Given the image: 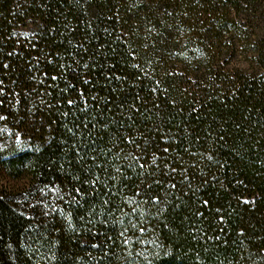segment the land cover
Instances as JSON below:
<instances>
[{
  "label": "trees",
  "instance_id": "obj_1",
  "mask_svg": "<svg viewBox=\"0 0 264 264\" xmlns=\"http://www.w3.org/2000/svg\"><path fill=\"white\" fill-rule=\"evenodd\" d=\"M0 117V264H264V0H0Z\"/></svg>",
  "mask_w": 264,
  "mask_h": 264
},
{
  "label": "snow or ice",
  "instance_id": "obj_2",
  "mask_svg": "<svg viewBox=\"0 0 264 264\" xmlns=\"http://www.w3.org/2000/svg\"><path fill=\"white\" fill-rule=\"evenodd\" d=\"M54 79H55V77H54ZM69 103L71 104L72 102L71 101H69ZM0 119H3V117H0ZM173 187H174V185H173ZM247 202V201H246ZM142 230V229H141Z\"/></svg>",
  "mask_w": 264,
  "mask_h": 264
}]
</instances>
